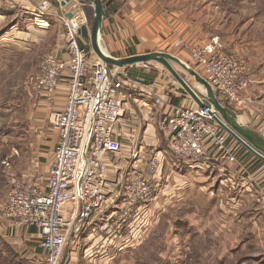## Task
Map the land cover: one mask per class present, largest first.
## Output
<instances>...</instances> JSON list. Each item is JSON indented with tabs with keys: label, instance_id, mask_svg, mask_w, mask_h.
I'll list each match as a JSON object with an SVG mask.
<instances>
[{
	"label": "built area",
	"instance_id": "1",
	"mask_svg": "<svg viewBox=\"0 0 264 264\" xmlns=\"http://www.w3.org/2000/svg\"><path fill=\"white\" fill-rule=\"evenodd\" d=\"M0 4L37 17L51 9L50 0H0ZM66 11L56 14L65 53L61 55L55 48L43 55L32 87L37 101L49 109V120L58 132L48 175L15 180L0 206L1 225L15 231L37 230L45 264H63L68 243L94 215L110 208L116 209L103 232L112 246L131 248L149 233L155 201L165 189V151L128 129L125 105L136 90L152 95L155 106L160 107L159 114H153L158 116L159 134L172 156L189 165L239 161L236 147L229 143L230 134L214 119L209 103L175 104L170 99L172 91L156 95L129 67L109 66L93 58L80 33L83 14L69 18ZM172 46L187 52L192 67L210 83L222 103L231 106L244 101L241 77L249 66L228 52L220 37L192 44L178 36ZM65 83L64 105L58 108L57 92ZM2 163L12 169L9 157Z\"/></svg>",
	"mask_w": 264,
	"mask_h": 264
},
{
	"label": "rangeland",
	"instance_id": "2",
	"mask_svg": "<svg viewBox=\"0 0 264 264\" xmlns=\"http://www.w3.org/2000/svg\"><path fill=\"white\" fill-rule=\"evenodd\" d=\"M51 1L54 4L61 0ZM112 1L117 7L110 5L105 10L104 5V20L118 11V0ZM151 1L161 11L172 13L178 21L191 24L201 41L214 36L220 37L225 42L227 51L241 59L242 55L234 50L233 44L238 43L235 39L239 41L252 35L264 38V0ZM75 3L77 2L53 13L60 14L65 9L72 8ZM6 9L8 8L4 5L0 6V14H6L0 18V206L11 188L8 178L14 169L13 164L16 166L18 160L13 151L17 150L21 155L37 151L36 133L29 118L28 92L34 97L32 87L39 74L41 59L57 46L59 40V29L48 33L52 23L57 24L52 14L41 15L39 18L19 9ZM78 13H82L85 18L83 24L91 27L95 16L93 4L86 2ZM50 24L51 27H48ZM116 26L124 35L125 26L121 22ZM126 35L128 41H133V33L127 32ZM118 38L120 40V36ZM100 40L104 46L102 34ZM82 41L92 51L93 58H96L90 42L83 37ZM169 53L177 54L172 51ZM176 56L191 65L184 56ZM149 63L154 62L128 66L130 73L136 76L141 69L146 74L148 72L156 76L162 70L168 79H172L173 84L169 89L179 87L184 90L162 64L156 70L150 69ZM172 65L200 96L204 95L194 77L178 64ZM140 75L139 72L138 77ZM136 94L133 92L129 98V113L134 110L136 103H140L134 100ZM186 94L191 98L190 94ZM204 101L207 102L206 99ZM156 117L154 125L159 134L158 116ZM159 136L162 139L159 143H150L148 139L147 143L167 151V142L162 134ZM41 141L40 139V156L38 154L39 158L34 160L40 159V163L44 164L51 155L45 152L46 146ZM168 156L167 161L171 162L173 158L177 164L166 162L164 175L172 172L177 175L176 179H182L186 175L187 180L184 179L187 184L175 191H160L155 201L156 208L152 210L149 233L125 250L111 246L104 251V248H100V242L98 247L95 245L89 251V262L78 259L74 264H264V191L260 189V185H254L253 192L245 187L228 190L229 187L222 184L223 175L217 169L202 167L196 170L171 153ZM7 157L12 163V169H6L2 163ZM172 167L175 173L171 170ZM77 240L75 247L83 251V242L79 238ZM109 250L115 255L112 260L105 256Z\"/></svg>",
	"mask_w": 264,
	"mask_h": 264
},
{
	"label": "crops",
	"instance_id": "3",
	"mask_svg": "<svg viewBox=\"0 0 264 264\" xmlns=\"http://www.w3.org/2000/svg\"><path fill=\"white\" fill-rule=\"evenodd\" d=\"M32 1L39 3L42 0ZM118 2L117 13L112 14L109 19H105L102 27L104 47L114 56H128L152 51H172L173 53H177L176 55H182L188 59L186 51L177 50L172 46L173 40L177 36H182L186 41L192 44L201 42L198 33L195 32V28L192 27L191 24L185 21H178L179 19L174 18L172 13L169 14L163 10L161 11L151 0H118ZM0 6L2 5L0 4ZM61 8L62 6L59 1L51 4L49 14H52V16L56 18L57 24L53 22L52 28H50L51 30L49 29L50 31L48 30V33L59 29V40L57 46L53 49L59 48L60 54L62 55L65 53L62 40V25L56 16L57 13H53L58 10L60 11ZM6 10L12 11L11 9ZM4 15L6 16V14ZM4 15L0 14V18L5 17ZM120 22L125 26L124 35L122 33L123 31H121L118 26L115 27V25H119ZM48 27H51V24L50 26L48 25ZM127 32L133 33L135 36L133 41H128V38H126L128 36L126 35ZM118 36H120V40ZM235 41L238 43L233 44L234 50L242 55V58L249 66V70L241 77V81L245 82V86L241 89V95L244 101L239 105L235 104L230 107L236 111L241 123L252 128L264 137V38H258L252 35L246 36L239 41L235 39ZM152 62L154 63H149L150 69L154 68L158 70L161 64L155 61ZM140 70V78L151 86L154 94L163 95L164 93L172 91L170 99L175 104L195 105V101L190 98L184 90H181L179 87L169 89L170 85L173 84L171 83L172 79H168L161 69V71L159 70L160 74L156 76L150 75L152 73L148 72L146 74V71L142 72ZM138 73L135 75L138 76ZM135 92L137 94L134 100H138L140 103H136L134 110L132 109L131 113L127 112L126 114L128 129L135 137L144 135L150 143H159L162 139L157 130H155L154 124L157 122V117L154 115L159 114L161 109L155 106L152 95L141 92L139 89ZM66 94L67 83L58 89L56 96V106L58 108L63 107ZM28 95L27 104L29 108V118L35 130L34 132L36 133L35 147H37V151L15 156V159L18 160L16 166L13 164L14 169L8 178L10 186L18 179H34L37 176L47 177L53 148L58 138V132L49 120V109L45 107L44 104L38 102L29 92ZM144 102H146V106ZM128 103L129 101H127L125 105L126 111ZM154 111H157V114L152 115ZM40 139L42 140L41 144L46 146L45 152L51 155L44 164L40 163V159L34 160L35 158H39L38 154L40 156ZM228 140L230 144L236 147L239 158L238 163L229 164L222 160L198 165L192 164L191 166L196 168V170L202 167L217 169L218 173L223 175L221 182L229 187L228 190H231V188L245 187L246 190L253 192L254 185H260V189L264 191V161L251 153L234 137L229 136ZM168 155L169 153L165 151L164 166L166 162L169 164L172 162L177 164L173 158L171 162L170 160L167 161L168 157H170ZM173 168L174 167H172L171 170L175 173ZM164 172L165 167L163 174ZM111 175L113 176V174ZM184 176L185 177L182 176V179H176V174L166 172V174L163 175L165 180L164 190L175 191V189H180L185 186V184H187L185 181L187 177L186 175ZM115 209L110 208L104 213H97L92 217L87 223L86 228L81 231L80 235L74 237L73 241L69 242L66 246L63 255V264H74L78 259H85L86 262H89L91 256V252L89 251L93 249L95 245L97 246V244H100V242V248H104V251L113 245L110 239L104 234L103 229L105 228L108 216ZM38 237L39 234L35 228H24L15 231L14 229H8L0 224V255L8 256L10 259L14 258L21 264H45V252L38 246ZM78 238L81 240L80 242L84 244H82L83 246L81 245L83 251L75 247ZM105 256L112 260L115 255L111 254L109 250L106 252Z\"/></svg>",
	"mask_w": 264,
	"mask_h": 264
},
{
	"label": "water",
	"instance_id": "4",
	"mask_svg": "<svg viewBox=\"0 0 264 264\" xmlns=\"http://www.w3.org/2000/svg\"><path fill=\"white\" fill-rule=\"evenodd\" d=\"M72 2L77 3L65 12V15L69 18L80 12L81 6H84L86 2H91L93 4L95 16L92 26L89 27L87 24H83L80 33L84 39L90 42V46L94 53L106 65L128 67L152 61L162 64L171 72L174 78L182 85L184 90L190 94L199 106H205L206 102L204 99H206L213 107L214 119L251 153L264 161V137L252 128L241 123L236 111L220 101L210 83L197 70L176 55L165 51H152L118 57L111 55L109 52H105L102 48L100 40L105 11L103 0H61L60 5L62 7H67ZM172 63H176L181 66L192 77H194L199 84L204 86L205 92L201 91V93L204 94V98L190 86V84L178 73V71H176Z\"/></svg>",
	"mask_w": 264,
	"mask_h": 264
},
{
	"label": "trees",
	"instance_id": "5",
	"mask_svg": "<svg viewBox=\"0 0 264 264\" xmlns=\"http://www.w3.org/2000/svg\"><path fill=\"white\" fill-rule=\"evenodd\" d=\"M104 5H105V10L106 7H110V5H113L114 8L117 7V5H115L116 3L114 1L111 2V0H103ZM114 2V3H113ZM0 264H21L19 261L15 260L14 258L8 257V256H3L0 255Z\"/></svg>",
	"mask_w": 264,
	"mask_h": 264
},
{
	"label": "bare ground",
	"instance_id": "6",
	"mask_svg": "<svg viewBox=\"0 0 264 264\" xmlns=\"http://www.w3.org/2000/svg\"><path fill=\"white\" fill-rule=\"evenodd\" d=\"M79 15H81L82 16V14L80 13ZM40 17H42V16H40ZM39 17V18H40ZM44 23H46V22H44ZM102 48H103V50L105 51V52H108L107 51V49H105V47L102 45ZM199 84V83H198ZM200 86L198 87L199 89H200V91H204L205 92V88H204V86H202L201 84H199Z\"/></svg>",
	"mask_w": 264,
	"mask_h": 264
}]
</instances>
